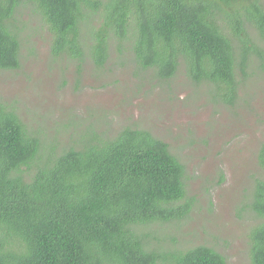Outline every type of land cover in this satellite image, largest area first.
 <instances>
[{
  "label": "trees",
  "instance_id": "obj_1",
  "mask_svg": "<svg viewBox=\"0 0 264 264\" xmlns=\"http://www.w3.org/2000/svg\"><path fill=\"white\" fill-rule=\"evenodd\" d=\"M27 6L49 24L54 55L79 65L103 66L115 46L137 73L167 82L183 69L231 105L264 73V0H0V69L21 65ZM87 130L80 147L60 146L0 103V264H228L179 233L193 203L168 142L144 127ZM257 157L264 170V143ZM247 193L259 220L249 256L264 264V177Z\"/></svg>",
  "mask_w": 264,
  "mask_h": 264
},
{
  "label": "rangeland",
  "instance_id": "obj_2",
  "mask_svg": "<svg viewBox=\"0 0 264 264\" xmlns=\"http://www.w3.org/2000/svg\"><path fill=\"white\" fill-rule=\"evenodd\" d=\"M28 7L16 19L21 65L0 69V103L60 146H75L89 127L110 136L127 126L152 130L186 166L193 209L179 233L190 246L215 247L228 264H252L247 234L259 220L247 192L264 177L257 157L264 143V73L247 78L231 105L214 100L212 85L191 82L183 69L167 82L137 73L115 46L103 66L91 57L79 65L54 55L49 24Z\"/></svg>",
  "mask_w": 264,
  "mask_h": 264
}]
</instances>
